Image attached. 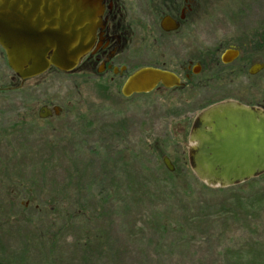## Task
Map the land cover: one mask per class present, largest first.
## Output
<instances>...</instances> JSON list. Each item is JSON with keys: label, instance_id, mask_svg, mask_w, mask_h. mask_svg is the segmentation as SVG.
<instances>
[{"label": "rangeland", "instance_id": "obj_1", "mask_svg": "<svg viewBox=\"0 0 264 264\" xmlns=\"http://www.w3.org/2000/svg\"><path fill=\"white\" fill-rule=\"evenodd\" d=\"M262 24L264 0H232L208 37ZM163 96L124 98L82 69L22 83L0 47V264H264V174L201 181L190 135L211 98ZM44 104L62 114L40 118Z\"/></svg>", "mask_w": 264, "mask_h": 264}, {"label": "flooded vegetation", "instance_id": "obj_2", "mask_svg": "<svg viewBox=\"0 0 264 264\" xmlns=\"http://www.w3.org/2000/svg\"><path fill=\"white\" fill-rule=\"evenodd\" d=\"M97 1L95 44L77 68L83 73L92 72L120 88L124 98L161 93L168 99L181 93L193 102L197 93H202L211 99L201 112L225 102L264 111V25L250 31L225 25L221 37H208L211 11L226 10L232 0ZM144 68L172 73L179 78V85L160 83L151 92L124 96L128 79ZM179 103H185L182 97L179 102L175 99V104ZM45 107L51 112L47 118L62 114V108L44 104L40 118ZM198 116L192 130L199 124Z\"/></svg>", "mask_w": 264, "mask_h": 264}, {"label": "water", "instance_id": "obj_3", "mask_svg": "<svg viewBox=\"0 0 264 264\" xmlns=\"http://www.w3.org/2000/svg\"><path fill=\"white\" fill-rule=\"evenodd\" d=\"M97 0H0V47L22 83L56 69L75 71L96 40ZM179 85L174 74L144 68L123 87L126 97L158 84ZM43 111L46 113L43 114ZM56 113L59 109L55 108ZM43 108L41 117L50 115ZM190 151L193 171L212 187H233L264 174V111L234 102L215 104L198 116ZM164 164L171 172L169 158Z\"/></svg>", "mask_w": 264, "mask_h": 264}, {"label": "trees", "instance_id": "obj_4", "mask_svg": "<svg viewBox=\"0 0 264 264\" xmlns=\"http://www.w3.org/2000/svg\"><path fill=\"white\" fill-rule=\"evenodd\" d=\"M53 69H54V68H53ZM54 70H55V69H54ZM235 187H236V186H234V187H230V188H231V189H232V188L234 189ZM1 264H2V263H1Z\"/></svg>", "mask_w": 264, "mask_h": 264}]
</instances>
